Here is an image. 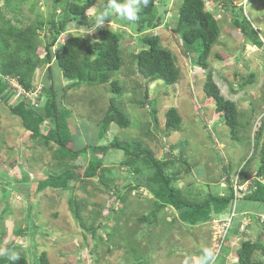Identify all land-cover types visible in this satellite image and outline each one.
<instances>
[{
    "label": "rangeland",
    "instance_id": "obj_1",
    "mask_svg": "<svg viewBox=\"0 0 264 264\" xmlns=\"http://www.w3.org/2000/svg\"><path fill=\"white\" fill-rule=\"evenodd\" d=\"M204 1L222 29L219 41L207 60V69L195 65L198 54L184 55L179 37L169 28L161 26L148 31V34L157 35L161 46L173 53L180 70V80L168 86L161 81L145 80L136 75L132 55L141 49L139 42L142 36L136 31L138 19L132 21L134 28L129 21L118 17L109 23L90 26L93 14L102 4V0H98L97 6L88 12L86 24H70L62 39L79 36L90 41L103 28L119 33L124 66L115 74L114 80L119 81L123 94H112L108 85H83L62 96L66 81L56 65L52 64V78L48 77V67L39 69L31 91L21 94L15 87L16 95L11 103L26 99L44 115L45 91L53 85L61 108L69 112L67 118L77 147L105 146L115 137L128 142L142 140L155 156L162 158L172 147L176 149L171 152L179 155V145L184 143L182 150L185 156H189L193 163H200V166L193 169V179L180 182V188L187 190L191 187L190 190L196 193L200 189L205 194L210 190L226 194L224 167L229 166L233 184L240 181L238 171L252 155L254 133L264 118V47L259 48L246 41L217 0ZM182 2L167 0L157 6L156 12L163 19V24L176 27ZM232 2L233 5L245 6L246 15L264 41V0ZM3 3L4 0H0V6ZM26 4L25 23L47 16L45 0H28ZM112 14L114 16V10ZM61 41L54 52L61 49ZM208 74H211L224 98L236 104L240 121L247 124L240 129L238 141L233 140L223 117L216 112L215 101L204 92ZM252 75L253 83L246 85ZM11 84L16 86L15 80H11ZM146 89L149 99L155 100L160 129L170 135H158L153 129L151 108L140 104ZM110 99L120 104L131 125L129 128L111 125L107 136L99 139V125ZM170 108L177 109L183 119L177 131H168L165 127ZM0 122V257L8 246H21L20 250L31 261L34 260L33 254L38 258L46 253L50 264H196L204 249H211L215 257L217 252L219 257L222 254L215 264H238L237 251L242 242H264V204L241 199L239 205L254 209L260 219L237 212L229 233L224 232L223 227L231 219V213L205 225L190 227L179 219L177 211L168 208L159 215L156 224H142L141 218L153 209L152 195L145 188L132 192L126 188L124 193L128 196L124 201L117 197H124L122 191L115 192L129 183L131 173L128 168L121 167L125 153L114 149L105 156L96 155L111 170V180L105 181L107 188L95 178L84 188L81 187L83 183L73 184L75 189L72 192L51 188L35 192L37 182L46 179L48 173L60 174L62 171L54 158L56 146L50 149L32 140L20 118L14 116L1 100ZM45 125L48 126V122ZM147 131L152 135L146 136ZM97 157L87 151L72 164L87 167ZM258 166L259 157L256 156L246 169L249 182L243 186L244 194L249 191L248 186L255 179ZM71 197L81 206L83 225L70 207ZM237 228L239 232L236 235L232 232ZM256 257L262 259L259 253Z\"/></svg>",
    "mask_w": 264,
    "mask_h": 264
},
{
    "label": "trees",
    "instance_id": "obj_2",
    "mask_svg": "<svg viewBox=\"0 0 264 264\" xmlns=\"http://www.w3.org/2000/svg\"><path fill=\"white\" fill-rule=\"evenodd\" d=\"M27 1L4 0L3 5L0 6V100L9 106L14 116L20 118L24 130L30 133L32 140L50 149L56 146L54 158L57 160V165L62 167V171L60 174L48 173L46 179L37 182L35 192H43L50 188L72 192L75 189L73 184L83 183L81 187L84 188V185L95 178L101 180L102 185L106 187L105 181L112 178L111 170L105 167L103 160L97 156L100 154L105 156L111 149H114L125 153L121 167L128 168L131 173L129 183L115 193L120 191L124 193L126 188L128 192L145 188L152 195L153 209L141 218L142 224H156L159 215L171 208L179 213V219L188 226H202L229 213L233 220L237 212L242 213L243 204L239 205V199L264 204V183L262 182L264 179V118L254 133L252 155L238 171L240 181L233 184L229 166L224 167L227 192L221 195L211 190L205 194L200 189L196 193L190 190L191 187L187 190L180 188V182H185L187 178L193 179V169L200 166V163H193L189 156H185L182 150L184 143L179 145L181 148L179 155L171 152L176 149L172 147L166 150L162 158L155 156L153 150L142 140L128 142L115 137L105 146L93 144L77 147L67 118L69 112L61 108L58 93L53 85L45 91L47 100L44 115L34 109L31 102L26 99H21L16 104L11 103L16 95L11 80H15L25 92H30L33 88L34 76L39 69L48 67V77H53L52 64L56 65L63 80L66 81L61 91L62 96L83 85H108L112 94L120 96L123 94L119 81L114 80L115 74L124 66L119 33L103 28L99 29L90 41L83 40L79 36L62 39L70 24L76 23L81 26L86 24L85 19L88 17V12L97 6L98 0H45L48 9L47 16H41V19L25 23L24 6L27 5ZM166 1L149 0L145 7L144 0H135L133 7L137 10L138 16L136 31L142 37L139 42L141 49L132 57L136 64V75L145 80L161 81L170 86L180 80L176 58L172 52L161 46L157 35H150L148 31L161 26L169 28L179 37L184 55L198 54V59H195L194 63L205 70L208 68L207 60L214 45L219 41L222 29L215 14L207 10L204 0H183L179 8L176 27L163 24V19L158 17L156 11L157 6L165 4ZM217 1L230 15L234 27L245 37V40L254 46L263 48L264 41L260 32L252 26L246 15L245 6L243 4L233 5L232 0ZM109 7L110 0H102L101 6L93 14L91 24L88 25L99 24L96 22L95 14L108 10ZM32 9L34 10L33 6ZM117 17L115 14L114 16L110 14L102 22L109 23ZM129 25L134 28L132 21H129ZM59 41L62 42V47L54 52ZM252 78L253 75L251 80L245 82L246 85L253 83ZM145 91L140 104L142 107L148 105L151 108L153 129L158 135L163 133L170 135L160 129L155 100L149 99L147 89ZM204 92L209 99L215 101L216 112L223 117L233 140L238 141L240 129L247 124L240 121V113L236 104L224 98L211 74H208ZM166 118L165 127L168 131L180 129L183 119L177 109L170 108ZM46 122L48 126L45 125ZM114 124L121 128H129L131 121L120 104L110 99L108 110L99 125V139L107 136L109 128ZM150 135L152 132L147 131L146 136ZM87 151H91L97 159L93 158L87 167L72 164ZM256 156L259 157V166L255 179L248 186L247 193L238 192L241 194L239 197L235 186H244L248 182L246 169ZM203 175L206 174L203 173ZM207 186L210 187L211 184ZM4 190L6 191V188H3ZM126 195L124 193V197H117L120 200L123 198L124 201ZM69 203L76 214V219L83 225L81 206L75 202L73 197L70 198ZM258 215L255 211L249 212L247 216L260 219ZM238 232L239 228L234 229L232 233L237 235ZM20 233L23 234L22 231ZM262 237L263 235L260 239ZM20 249L21 246H8L5 254L0 257V264H13L9 259L12 252L20 254V259L15 261V264H50L46 253H42L38 258H35L33 254V262ZM257 253L262 256V259L256 257ZM220 257L217 256L216 260ZM237 257L238 264H264V242L262 240L257 243L242 242L237 251Z\"/></svg>",
    "mask_w": 264,
    "mask_h": 264
},
{
    "label": "clouds",
    "instance_id": "obj_3",
    "mask_svg": "<svg viewBox=\"0 0 264 264\" xmlns=\"http://www.w3.org/2000/svg\"><path fill=\"white\" fill-rule=\"evenodd\" d=\"M135 0H110V7L108 10H105L103 12L99 11L96 13V22L101 23L104 19L108 18L110 14L113 13L117 15L120 19L127 21H136L138 19L137 16V10L133 7ZM149 0H144V5L147 7ZM16 86L13 85V87H18L20 91H22L24 94L26 93L20 85L15 82ZM16 89V88H15ZM19 91V93H20ZM9 259L15 264V261L20 259V254L16 252H12L9 255ZM215 254L211 249H204L202 255L197 259L196 264H215Z\"/></svg>",
    "mask_w": 264,
    "mask_h": 264
},
{
    "label": "built area",
    "instance_id": "obj_4",
    "mask_svg": "<svg viewBox=\"0 0 264 264\" xmlns=\"http://www.w3.org/2000/svg\"><path fill=\"white\" fill-rule=\"evenodd\" d=\"M20 93H23V92L20 91ZM235 189L237 190V195L240 197L241 194H238V192H239V191H242L243 186H235ZM232 216H234V214H233ZM231 222H232V217H231L230 220H228V221L225 223L226 226H225V228L223 227L224 232L226 231V233H228L227 231L230 229ZM221 245H223V241H222V244H221ZM218 255H219V253L217 252V253H216V257H217Z\"/></svg>",
    "mask_w": 264,
    "mask_h": 264
},
{
    "label": "crops",
    "instance_id": "obj_5",
    "mask_svg": "<svg viewBox=\"0 0 264 264\" xmlns=\"http://www.w3.org/2000/svg\"><path fill=\"white\" fill-rule=\"evenodd\" d=\"M249 182V181H248ZM255 210L254 209H250L249 207H247V206H245V205H243V207H242V209H241V212L242 213H240L242 216H243V214L244 215H249V212H254ZM251 214V213H250Z\"/></svg>",
    "mask_w": 264,
    "mask_h": 264
}]
</instances>
